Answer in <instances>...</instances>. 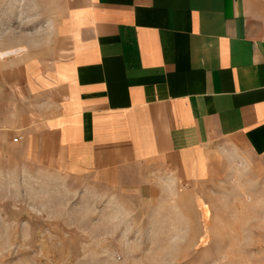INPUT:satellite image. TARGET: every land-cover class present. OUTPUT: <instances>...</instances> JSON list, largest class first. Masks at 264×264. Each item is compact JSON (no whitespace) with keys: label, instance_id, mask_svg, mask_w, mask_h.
Returning a JSON list of instances; mask_svg holds the SVG:
<instances>
[{"label":"crops","instance_id":"crops-1","mask_svg":"<svg viewBox=\"0 0 264 264\" xmlns=\"http://www.w3.org/2000/svg\"><path fill=\"white\" fill-rule=\"evenodd\" d=\"M8 1L45 22L0 51L26 163L206 205L226 160L264 177V0Z\"/></svg>","mask_w":264,"mask_h":264},{"label":"rangeland","instance_id":"rangeland-1","mask_svg":"<svg viewBox=\"0 0 264 264\" xmlns=\"http://www.w3.org/2000/svg\"><path fill=\"white\" fill-rule=\"evenodd\" d=\"M24 11L0 0V51L44 26L29 23ZM1 69L6 110L14 95ZM16 93L18 112L29 98ZM7 121L0 118V264H264L262 171L226 160L223 175L200 189L207 221L189 185L177 186L173 196L141 193L132 183L105 187L28 164L7 136ZM156 174L166 184L168 174Z\"/></svg>","mask_w":264,"mask_h":264},{"label":"bare ground","instance_id":"bare-ground-1","mask_svg":"<svg viewBox=\"0 0 264 264\" xmlns=\"http://www.w3.org/2000/svg\"><path fill=\"white\" fill-rule=\"evenodd\" d=\"M11 53H12V52H11ZM8 55H10V52L1 54V56H2V57H5V58H6ZM199 206L201 207V209H202V211H203V215H204L205 220L208 221L209 218L211 217L209 206L206 205V204L203 203V202H200V205H199Z\"/></svg>","mask_w":264,"mask_h":264},{"label":"built area","instance_id":"built-area-1","mask_svg":"<svg viewBox=\"0 0 264 264\" xmlns=\"http://www.w3.org/2000/svg\"><path fill=\"white\" fill-rule=\"evenodd\" d=\"M21 138L19 137L17 140H20Z\"/></svg>","mask_w":264,"mask_h":264}]
</instances>
